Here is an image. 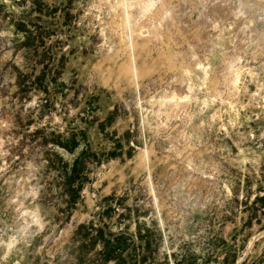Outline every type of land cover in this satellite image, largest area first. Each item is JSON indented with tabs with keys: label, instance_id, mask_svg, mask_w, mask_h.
<instances>
[{
	"label": "rangeland",
	"instance_id": "374dc122",
	"mask_svg": "<svg viewBox=\"0 0 264 264\" xmlns=\"http://www.w3.org/2000/svg\"><path fill=\"white\" fill-rule=\"evenodd\" d=\"M263 198L264 0H0V264H264Z\"/></svg>",
	"mask_w": 264,
	"mask_h": 264
},
{
	"label": "trees",
	"instance_id": "16d2710c",
	"mask_svg": "<svg viewBox=\"0 0 264 264\" xmlns=\"http://www.w3.org/2000/svg\"><path fill=\"white\" fill-rule=\"evenodd\" d=\"M84 157H85V153H81L80 155H78L73 160L72 165L69 168L68 175L66 177V179L68 180L69 183L73 182L75 176L77 175V171L76 170H77V168H79V166L82 165V163L84 161ZM262 206H264V203H263ZM114 241H115V243L105 242L103 248L106 249V253H105V251L101 252L102 256H103L102 259H105L106 255L111 253L112 250H114V248H117V246H120L121 242L118 239H116ZM144 246H145V243H144ZM115 262H116V264H124L125 260L123 258L118 257ZM104 263H105V260H101L100 261V264H104Z\"/></svg>",
	"mask_w": 264,
	"mask_h": 264
}]
</instances>
